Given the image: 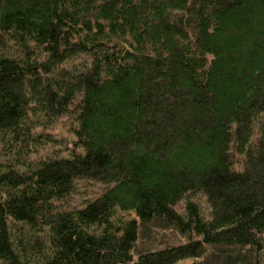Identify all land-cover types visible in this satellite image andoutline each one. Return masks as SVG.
Masks as SVG:
<instances>
[{
  "label": "trees",
  "instance_id": "trees-1",
  "mask_svg": "<svg viewBox=\"0 0 264 264\" xmlns=\"http://www.w3.org/2000/svg\"><path fill=\"white\" fill-rule=\"evenodd\" d=\"M0 264H264V0H0Z\"/></svg>",
  "mask_w": 264,
  "mask_h": 264
},
{
  "label": "rangeland",
  "instance_id": "rangeland-1",
  "mask_svg": "<svg viewBox=\"0 0 264 264\" xmlns=\"http://www.w3.org/2000/svg\"><path fill=\"white\" fill-rule=\"evenodd\" d=\"M198 199H201V198H198ZM82 199H81V196L80 195H74L73 197H72V199L70 200V205H75V204H77L78 202H80ZM200 203H202V205L203 206H205L204 204V202L202 201V200H198ZM179 206H181V204L179 205ZM159 237H161V234H159Z\"/></svg>",
  "mask_w": 264,
  "mask_h": 264
}]
</instances>
